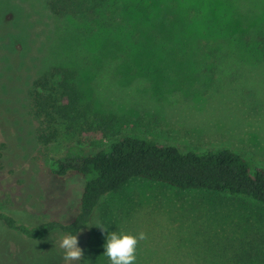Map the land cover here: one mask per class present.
Instances as JSON below:
<instances>
[{
    "label": "rangeland",
    "instance_id": "rangeland-1",
    "mask_svg": "<svg viewBox=\"0 0 264 264\" xmlns=\"http://www.w3.org/2000/svg\"><path fill=\"white\" fill-rule=\"evenodd\" d=\"M109 1V9L102 1L92 26L55 18L47 0H0V211L26 224L69 223L84 190L80 175L51 172V157L71 138L41 146L30 116L28 90L55 66L77 71L84 98L110 123L107 137L95 140L98 145L127 135L182 151L230 149L252 170L264 169V56L253 51L264 37V0ZM236 45L245 48L240 52ZM214 51L230 69L225 82L204 72L221 59ZM100 224L143 234L135 264H197L194 250L206 238L214 248H237L241 239L264 235V206L133 180L108 197L80 232L84 256L72 264H89L86 250ZM61 238L53 234L50 244L60 253L58 264H68ZM48 247L40 244L26 261L56 264L55 256L42 261ZM27 249L0 225V264H21Z\"/></svg>",
    "mask_w": 264,
    "mask_h": 264
},
{
    "label": "trees",
    "instance_id": "trees-1",
    "mask_svg": "<svg viewBox=\"0 0 264 264\" xmlns=\"http://www.w3.org/2000/svg\"><path fill=\"white\" fill-rule=\"evenodd\" d=\"M102 1L106 9L112 6L109 0H47V7L55 18L84 20L95 26L94 22H99ZM247 41L249 44L252 42L248 35ZM208 48L207 44L203 47L206 60ZM216 48L224 52V46ZM235 48L242 52L241 48L245 46L236 45ZM253 51L264 56V37L253 47ZM211 55L221 58L215 51ZM206 71L220 76L219 83L230 76V69L222 58L216 60L215 67H206ZM215 76L212 75L211 79L214 80ZM76 78L75 69L55 66L39 75L28 90L30 116L36 124L37 142L48 147L57 144L63 137L71 138L65 149L51 157L52 174L57 177L78 174L85 184L76 214L69 223L45 221L29 225L0 211V225L17 234L28 246L25 257L20 256L21 264H34L31 260L26 261L27 255L38 253L40 244H47L50 250V254L42 255V261L48 262L55 256L54 261L56 259L58 264L60 253L50 244L51 236L81 232L108 197L137 179L182 191L223 193L251 199L264 206V169L252 170L241 154L230 149L182 151L151 139L127 135L98 145L95 140L107 137L110 123L100 117L92 103L84 98ZM96 227L105 228V225ZM96 227L93 228L94 238L86 250L89 264H109L107 257L101 255L105 234ZM207 240H204L201 250H194L197 264H264V235L258 234V239H241L237 248L236 245L229 248L221 244L218 245L220 248H214L212 240Z\"/></svg>",
    "mask_w": 264,
    "mask_h": 264
},
{
    "label": "clouds",
    "instance_id": "clouds-1",
    "mask_svg": "<svg viewBox=\"0 0 264 264\" xmlns=\"http://www.w3.org/2000/svg\"><path fill=\"white\" fill-rule=\"evenodd\" d=\"M96 228L105 234L101 255L107 257L109 264H135L138 242L144 238L142 233L131 235L109 231L102 227ZM79 234L80 230L76 234L68 233L63 235L60 240L59 246L63 250L64 259L68 264L79 261L84 256L83 250L78 244Z\"/></svg>",
    "mask_w": 264,
    "mask_h": 264
}]
</instances>
